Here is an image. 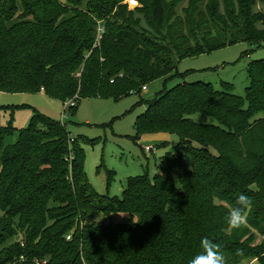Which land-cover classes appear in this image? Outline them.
Segmentation results:
<instances>
[{
	"label": "trees",
	"instance_id": "obj_1",
	"mask_svg": "<svg viewBox=\"0 0 264 264\" xmlns=\"http://www.w3.org/2000/svg\"><path fill=\"white\" fill-rule=\"evenodd\" d=\"M122 1L0 0V92L42 91L74 113L83 99L139 95L182 60L264 36V9L253 10L264 0H188L181 17L165 0H136L134 13L149 12L165 33L157 43L138 23H119L133 14ZM247 76L244 98L229 83L197 81L141 100L135 141L151 132L179 141L152 181L129 178L120 197L95 193L64 124L36 113L24 130L0 126V264H190L204 238L225 264H264V245L249 238L251 229L264 235V59ZM241 193L251 214L233 229ZM113 214L128 223L89 222Z\"/></svg>",
	"mask_w": 264,
	"mask_h": 264
},
{
	"label": "rangeland",
	"instance_id": "obj_2",
	"mask_svg": "<svg viewBox=\"0 0 264 264\" xmlns=\"http://www.w3.org/2000/svg\"><path fill=\"white\" fill-rule=\"evenodd\" d=\"M174 3L176 0H165L168 15L174 12L181 17V11L188 6V0H184L179 6ZM84 4H82L83 8ZM122 5H125L124 0ZM259 9L264 8L259 4L253 8V10ZM134 10L127 8V11L133 14H127L119 20V23L130 25L138 23L150 41L157 39L159 34H165L153 23L149 12L139 14L134 13ZM98 26L104 29L102 24ZM259 27L264 29L262 25ZM101 36L102 34L99 35L98 32L97 39L99 40ZM153 41L156 42L155 39ZM256 43L255 47L246 43H237L209 54L182 60L177 64L175 74L168 76L165 80L160 79L147 84L139 95L133 93L119 100L83 99L74 113L66 109L67 102L50 99L42 91L0 92V126L9 125L13 129L24 130L36 113L64 124L70 136L69 143L76 145L75 148L71 146V152L80 154L85 177L95 193L98 196L120 197L127 179L147 174L152 181L158 172L160 161L166 155L175 154L179 141L177 135L165 132L140 134L135 141V125L138 117L146 110L145 104L138 103L141 100H152L164 87L171 89L183 82L197 81L209 83L217 90L222 89L223 83H229L233 86L232 92L244 98L245 89L248 86L249 65L264 59V36ZM257 46L260 47L257 48ZM187 72L185 78L184 74ZM192 119L200 124L215 123L201 114L193 115ZM146 148L150 150L147 151ZM184 163L188 164V157L184 159ZM250 214V209L244 214L245 219L242 222L244 227L247 226L246 219ZM128 221V216L121 214H113L108 218L89 219V222L106 224L128 223ZM251 235L249 238L253 247L264 245V235L253 229H251ZM245 239L247 238L243 240ZM249 261V259L244 260L239 264H249ZM36 264L39 263L36 262Z\"/></svg>",
	"mask_w": 264,
	"mask_h": 264
},
{
	"label": "clouds",
	"instance_id": "obj_3",
	"mask_svg": "<svg viewBox=\"0 0 264 264\" xmlns=\"http://www.w3.org/2000/svg\"><path fill=\"white\" fill-rule=\"evenodd\" d=\"M251 199L241 193L236 200V206L231 208L228 215V223L233 229H238L245 219V210L251 206ZM200 254L194 256L190 264H225V257L220 251L218 244L204 238L200 241ZM249 264H258V258H250Z\"/></svg>",
	"mask_w": 264,
	"mask_h": 264
},
{
	"label": "built area",
	"instance_id": "obj_4",
	"mask_svg": "<svg viewBox=\"0 0 264 264\" xmlns=\"http://www.w3.org/2000/svg\"><path fill=\"white\" fill-rule=\"evenodd\" d=\"M124 2H125V5L127 6L128 9H135V8H138L139 7V5H138V3H137L136 0H124ZM98 32H99V35L100 34H103L104 29L103 28H98ZM70 104L72 105V103H70ZM68 105L69 104L67 102L66 106H68ZM146 150L148 151L150 149L149 148H146ZM67 239H69V237H67Z\"/></svg>",
	"mask_w": 264,
	"mask_h": 264
},
{
	"label": "water",
	"instance_id": "obj_5",
	"mask_svg": "<svg viewBox=\"0 0 264 264\" xmlns=\"http://www.w3.org/2000/svg\"><path fill=\"white\" fill-rule=\"evenodd\" d=\"M179 159H181V157H179Z\"/></svg>",
	"mask_w": 264,
	"mask_h": 264
}]
</instances>
